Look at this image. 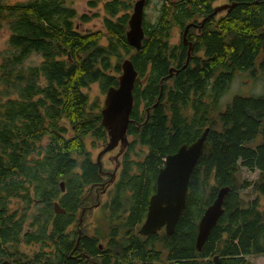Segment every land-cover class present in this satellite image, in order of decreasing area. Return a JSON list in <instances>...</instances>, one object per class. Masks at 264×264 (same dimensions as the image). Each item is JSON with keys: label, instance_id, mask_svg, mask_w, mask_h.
Instances as JSON below:
<instances>
[{"label": "trees", "instance_id": "16d2710c", "mask_svg": "<svg viewBox=\"0 0 264 264\" xmlns=\"http://www.w3.org/2000/svg\"><path fill=\"white\" fill-rule=\"evenodd\" d=\"M213 1L163 0L156 21H142L136 51L125 39L133 0H87L89 7L99 5L103 30L86 32L75 21L90 16L78 15L68 0H0V26L8 30L0 49V262L212 264L217 255L223 264H253L249 256L264 255V94L235 95L218 109L236 72H264V0H231L223 14H212ZM200 18L201 30L191 26L185 34L192 46L185 64L187 46L171 43L170 33ZM32 55L39 60L25 64ZM125 55L137 75L118 174L122 186L111 208L123 202L129 213L117 223L108 217L105 230L95 227L86 235L76 223L81 206L93 199L88 188L99 173L85 138L102 147L107 135L102 104L84 89L97 83L104 93L117 86ZM204 128L174 231L136 235L134 224L144 215L164 157ZM241 167L258 170L252 182L238 178ZM221 187H228L222 213L196 250L198 219ZM243 188L255 198L240 196ZM12 201L20 204L12 208ZM55 203L63 213L54 212ZM20 245L36 247L29 252Z\"/></svg>", "mask_w": 264, "mask_h": 264}, {"label": "water", "instance_id": "95a60500", "mask_svg": "<svg viewBox=\"0 0 264 264\" xmlns=\"http://www.w3.org/2000/svg\"><path fill=\"white\" fill-rule=\"evenodd\" d=\"M146 0H134L132 10L128 15L125 39L128 45L134 50H139L143 31V6ZM234 4H222L215 7L212 14L231 8ZM192 24H186L182 32V40L185 41V33ZM185 64L188 60L189 50ZM183 64L181 67L185 66ZM173 69H170V73ZM137 75L129 58H124L120 62V74L117 76V86H110L106 89L103 105L100 110L101 124L103 125L107 141L96 155L95 162L100 170V157L107 151L112 150L119 144V153L127 143L126 126L128 115L132 107V88ZM207 128L190 144H181L177 150L167 154L163 159V165L158 169L155 188L149 196L146 215L138 233L147 235L157 232L163 228L164 232L170 235L175 228L179 215L185 207L187 186L190 173L196 161L202 153L204 139ZM63 189V182H60ZM228 187H221L217 190L213 200L205 207L197 222L195 247L200 250L210 229L216 224L222 213V203ZM57 211V205L54 204ZM80 219V218H79ZM212 264H223L217 255L211 257ZM0 264H8L3 260Z\"/></svg>", "mask_w": 264, "mask_h": 264}, {"label": "rangeland", "instance_id": "374dc122", "mask_svg": "<svg viewBox=\"0 0 264 264\" xmlns=\"http://www.w3.org/2000/svg\"><path fill=\"white\" fill-rule=\"evenodd\" d=\"M4 2H15V1H27V0H3ZM163 0H146L143 6V21L146 23H154L158 17L159 11H160V6L161 2ZM171 1V0H167ZM225 0H217L214 5H220L224 2ZM68 2L75 8L77 14H86L90 16L89 21L87 22H80L78 20L75 21L76 24V29L79 32H86V31H92L96 29H101L103 30L102 27V22H101V16H102V11L99 8V5L97 7H89L87 5V0H68ZM134 2V0H133ZM132 8L129 11V14L131 12ZM98 13L99 15L97 17H93V14ZM179 32L177 28H172L171 33H170V42L171 43H177L178 38H179ZM8 36V30L7 28L2 25L0 26V49H4L6 47V39ZM102 42L104 41L103 39L101 40ZM128 58L127 55L123 56L120 60V62L124 59ZM39 60L38 56L32 55L28 60L25 61V64H30V63H36ZM120 74V73H119ZM84 92L87 93L88 98L90 101L93 100H98L101 102L103 105V99H104V93H101L99 91V87L97 83H92L90 86L86 89H84ZM264 94V72L262 73L258 69L255 71L254 74H248L247 72H236L231 81L229 82L224 94L221 96V98L218 101V109L223 110L228 104L232 97L235 95H240V96H248V95H260ZM102 108V106H101ZM101 110V109H100ZM62 124L65 125L67 129H69V126L65 123L62 122ZM129 140V137H126ZM91 141L90 138H85V147L87 150L90 151L92 159L95 160L97 153L100 151L101 147L96 146V147H91ZM119 144L117 147L113 148L110 151H107L106 153L102 154L100 157V162L101 166L103 169L106 170H112L115 162L113 161V157H117L119 153ZM118 150V151H117ZM121 152V151H120ZM120 157H117L116 159L120 160ZM132 157V156H131ZM134 158H136L134 156ZM115 159V158H114ZM258 170L252 169L249 170L245 167H241L238 178L240 179H245L247 181L252 182V180L257 176ZM105 188V185L102 186V189L100 188L99 190L103 191ZM109 188L104 190V192H99L98 197L96 198L95 201V195H93V199L90 201L91 206H95L93 209H90L86 214H83V218L80 221V225L82 227V230L85 231L88 234H91L93 232V229L98 226L100 230H105L104 224L105 222L103 221V216L104 215V210H103V203L108 199V193ZM240 196L243 198L252 200L255 198V194L251 191L248 190V188H243L239 191ZM260 204L263 205V200L259 198ZM13 202V201H12ZM14 203H19L18 201H14L11 204V207H15L16 204ZM20 204V203H19ZM90 206V208H91ZM102 206V207H101ZM34 247H29L25 245H20V249H23L25 251H32ZM249 261L252 262L253 264H264V255H251L248 257Z\"/></svg>", "mask_w": 264, "mask_h": 264}, {"label": "flooded vegetation", "instance_id": "af4514ba", "mask_svg": "<svg viewBox=\"0 0 264 264\" xmlns=\"http://www.w3.org/2000/svg\"><path fill=\"white\" fill-rule=\"evenodd\" d=\"M174 1H176V0H171V1H169V2H174ZM217 0H214L212 3H211V7L214 9L215 7H217V6H219V5H214V3L216 2ZM229 3H231V0H225L222 4H229ZM222 4H220V5H222ZM228 8H225V9H222V10H220V12L219 13H225L226 12V10H227ZM202 18H200V20H199V24L198 23H196V24H193L192 23V25L191 26H193L194 28H195V30L197 31V33L201 30V27H202ZM204 22V21H203ZM187 24H189V23H187ZM204 24V23H203ZM190 26V27H191ZM185 27V26H184ZM184 27H183V29H184ZM174 28H176V27H174ZM178 29V28H177ZM189 29V28H188ZM188 29H187V31H188ZM186 31V32H187ZM178 32H179V38H178V42L179 41H181L182 40V33H180V31H179V29H178ZM183 32V31H182ZM186 34V33H185ZM169 41H170V38H169ZM177 42V43H178ZM182 42L184 43V44H186V46H187V51H188V47H190L191 49L189 50V52L192 50V46H191V42L189 41V40H187L186 38H185V41H183L182 40ZM186 51V52H187ZM204 101L205 102H208L209 100L206 98V97H204ZM128 140V139H127ZM103 147V146H102ZM101 147V148H102ZM117 147V146H116ZM118 151V150H117ZM121 155V157H120V160L118 159H116L117 157H119ZM123 155H124V149L120 152V154L117 156V157H113V161L115 162V164H114V166H113V169L112 170H106V169H103L102 168V166H101V162H100V170L98 169V173H99V179H98V181L97 182H95V183H92V184H90L89 185V188H88V192L89 193H94V195H95V201L94 202H96V198L98 197V194H99V192H104V190H106V189H108L109 188V194H108V199L103 203V210L105 211L104 212V215L105 216H103L104 218H103V221L105 222V219H109L108 217H111L112 218V220H111V223H117L116 221H114V219L116 218V219H118V221H121L122 219L121 218H123V217H126V215L129 213V209H128V207L122 202V203H119L118 205H114V207L113 208H111L112 206H113V201H114V199H115V196H117L118 194V191L116 190V188L117 187H120V186H122V184H117L118 183V174H119V171H120V169H121V161H122V159H123ZM115 158V159H114ZM96 159V158H95ZM95 161V160H94ZM98 167V166H97ZM105 185V188H104V190L102 191H100L99 189L101 188L102 189V186H104ZM61 188V187H60ZM64 188V187H63ZM61 191H63V189H61ZM125 194L126 195H128L129 194V192L128 191H125ZM149 199V198H148ZM147 204H148V202H147ZM55 205H57V203H55ZM89 206H91V202H88V204H86V206L85 205H83V206H81V210H80V213H79V221H78V223H76V225H80V221H81V219L83 218V214H86L90 209H93L95 206H91V208L90 209H88L89 208ZM102 207V206H101ZM53 209H54V205H53ZM146 210H147V206H146V209H145V212H144V215H143V217H141L140 218V221L139 222H135V224H134V226H136V230H135V232H136V235H138V236H140V237H142V238H145L146 236H148V235H150V234H154V233H156V232H153V233H150V234H147V235H141L140 233H138V230H139V228H140V226H141V224H142V222L144 221V218H145V215H146ZM54 212H56V213H63L64 212V209H61V208H59L58 207V205H57V211H55L54 210ZM112 213H113V215H112ZM106 226V224H104V227ZM79 227V226H78ZM97 228H98V226H96ZM95 229V228H94ZM93 229V230H94ZM75 229H74V225H73V223H71L70 225H68V227L66 228V232H68V233H72L73 231H74ZM84 230V229H83ZM82 230V233L83 234H88V233H86L85 231H83ZM76 231H77V233H78V235H80V229L79 228H77L76 229ZM159 231H163L164 232V230H163V228H161L160 230H158L157 232H159ZM165 233V232H164ZM92 234V233H91ZM88 235H90V234H88ZM99 248H101V247H99Z\"/></svg>", "mask_w": 264, "mask_h": 264}]
</instances>
